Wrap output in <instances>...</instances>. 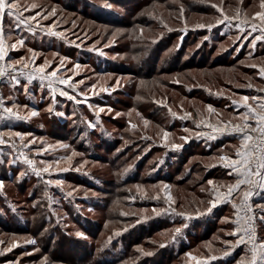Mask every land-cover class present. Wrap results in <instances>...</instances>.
I'll use <instances>...</instances> for the list:
<instances>
[{
  "label": "rangeland",
  "instance_id": "1",
  "mask_svg": "<svg viewBox=\"0 0 264 264\" xmlns=\"http://www.w3.org/2000/svg\"><path fill=\"white\" fill-rule=\"evenodd\" d=\"M18 2L22 12L38 7L23 12L36 16L26 24L7 10L2 21L16 69L4 106L19 118L4 113L0 123V264H238L250 255L241 231L232 234L242 192L216 200L238 178L220 157L236 159L241 141L216 129L241 122L242 97H264L259 22L256 31L217 24L211 5L234 17L238 0ZM259 4L243 0L239 19ZM254 201L259 216L264 191ZM206 211L212 220L200 227Z\"/></svg>",
  "mask_w": 264,
  "mask_h": 264
},
{
  "label": "snow or ice",
  "instance_id": "2",
  "mask_svg": "<svg viewBox=\"0 0 264 264\" xmlns=\"http://www.w3.org/2000/svg\"><path fill=\"white\" fill-rule=\"evenodd\" d=\"M238 3L241 5V7H238L235 11V16L231 17L228 16L224 8L222 6L218 5H211L213 8L217 9V11L220 13V17L217 18V24H224L227 21H231L233 19L239 20V23L246 24L250 23L252 31L257 30V21L260 25V31L264 33V0H260L259 8L260 11L256 12L251 19L249 20L245 14V19L240 20V16L242 13V5L243 0H238ZM107 7H110V5H106ZM38 6L36 4H32L30 7L25 6L23 9V12H30L33 9L37 8ZM21 6L18 2V0H0V61L5 60L6 57V49L4 47V30L2 26L3 17L5 15V12L7 10V15L9 17H14L15 20L18 22L17 26L19 24H26L28 20H35L36 16L32 15L27 17L26 19L23 18V12L20 10ZM54 14V10L53 13ZM46 18V17H45ZM199 27H205V25H198ZM207 27L210 29L213 27V25L209 24ZM239 27V24L237 25ZM261 36L255 37V40H260ZM17 43H19L21 46H23L24 41L18 40ZM31 51V50H30ZM35 55V53H33ZM47 63V62H46ZM255 67V65H252ZM12 71H15V65H10ZM38 73H44L45 68L43 66L38 67L36 69ZM260 73L264 75V67H261L259 69ZM8 74V71L5 67L0 66V78L4 77ZM52 77L56 76V72H52L50 74ZM46 76H40L41 80L46 79ZM13 80H16V77H12ZM33 79H35V76L29 75L28 80L31 82ZM19 83V81H16ZM60 83L62 84H69V81L66 79H61ZM50 86V85H49ZM70 86V85H69ZM60 95L68 96V93L61 91ZM69 99H72L71 96H68ZM242 104L241 107L247 109V111L241 113L238 116V119L241 121L240 123H237L232 126V131L236 134H238L239 139L241 141L239 148L237 149L235 155L236 159H232L227 156H221L220 159L224 161V166L227 168H234L235 172L238 174V178L236 179L234 184L227 185V191L223 195L220 193H217L216 200H221L222 198H230L233 197L236 193L242 192V203L239 207L236 208V215H237V221L236 223L239 225L241 219L244 220V223L248 225L247 227H244L242 230L243 232L248 234V241L251 243V248L248 250L250 252V255L246 254L245 256H242L240 260L238 261V264H264V240L257 242V236H256V229H255V223L257 219L264 223V205H257V207L260 209L259 216L256 215L254 209L252 208L250 204V197L253 195L254 190L259 188L260 190L264 191V97H248L244 96L241 98ZM249 100L253 101H259L258 104L255 106L250 105L248 103ZM16 107L13 105L12 107L4 106V101L2 98H0V108H2L4 113H7L9 116H15L16 118H19L18 113L13 111V108ZM103 111V109H101ZM208 111L210 113L214 112L215 110L209 106ZM36 112H32V115H36ZM208 127H212L211 124L208 125ZM227 125H225V128ZM225 129L217 128L216 131H224ZM185 131H188V129H185ZM15 136H19L23 140V135L21 133H14ZM165 136L168 135V133H164ZM3 133H0V144H4L5 141L2 138ZM75 155V153H73ZM29 165L33 164V161L27 160L26 161ZM50 167V166H49ZM34 171H36L34 169ZM43 172H48L49 168L45 167L42 169ZM37 176L40 175L39 171H36ZM229 175H232V172H229ZM209 184H213V181H209ZM0 188H3V182H0ZM158 198V197H157ZM171 199V198H169ZM212 206L215 207V202H211ZM234 207H236L234 205ZM210 210V209H209ZM251 213V215H247L246 217H241L240 213ZM177 232L180 231V229H176ZM241 231V228L238 227L236 232L232 233L234 235L239 234ZM32 243H35V241H31ZM243 240V237L237 242L239 243H247ZM190 255V254H189ZM225 256L230 255V252H225ZM195 259V257H193ZM211 259L215 260L216 257H211Z\"/></svg>",
  "mask_w": 264,
  "mask_h": 264
},
{
  "label": "built area",
  "instance_id": "3",
  "mask_svg": "<svg viewBox=\"0 0 264 264\" xmlns=\"http://www.w3.org/2000/svg\"><path fill=\"white\" fill-rule=\"evenodd\" d=\"M4 45H5V42H4ZM5 47V46H4ZM7 56V55H6ZM0 66H3V67H5L6 69H7V71H8V74L7 75H5L4 77H2V78H0V98H2L3 99V101H4V104H5V94H4V92H3V88H4V85H5V82H6V79L8 78V76H9V73H10V71H11V67H9L10 65H9V63H8V61H7V57H5V60H3V61H0ZM257 91H259V92H263L264 93V87L262 88V89H257ZM2 116H3V110H2V108H0V121H1V118H2ZM223 132H227V133H234L233 131H232V129H225ZM236 134V133H235ZM259 188H257V189H255L254 190V193H253V195L250 197V204H251V206H252V208L254 209V211H255V213H256V215L258 216V213H257V208H256V205H255V201H254V199H255V197L257 196V194L259 193ZM241 203H242V197L238 200V202H237V204H236V208L237 207H239L240 205H241ZM236 213V212H235ZM247 215H251V213H244V212H241L240 213V216L241 217H246ZM237 216V215H236ZM241 233H242V236L244 237V239H245V241L247 242L248 241V234L247 233H245V232H243V228L244 227H247L248 225H246L245 223H244V220L243 219H241ZM255 229H256V236H257V242H258V229H259V220L257 219V221H256V223H255ZM246 247L248 248V250L251 248V243L250 242H247L246 243Z\"/></svg>",
  "mask_w": 264,
  "mask_h": 264
},
{
  "label": "trees",
  "instance_id": "4",
  "mask_svg": "<svg viewBox=\"0 0 264 264\" xmlns=\"http://www.w3.org/2000/svg\"><path fill=\"white\" fill-rule=\"evenodd\" d=\"M7 55V54H6ZM7 57V56H6ZM3 92H4V88H3ZM4 94H5V92H4ZM3 114H4V112H3ZM1 123V122H0ZM231 136V135H230ZM234 138H236V137H231V138H227V139H225V140H229V139H234ZM223 139H221V141H222ZM224 140V141H225ZM230 141V140H229ZM193 142L195 143V144H198V141H195V140H193ZM233 177V175H229L228 177ZM238 176H235V178H237ZM212 210V209H211ZM210 210V211H211ZM208 212V211H206L205 213H207V214H205V213H203V214H205L204 215V217H205V220L201 223V224H199L198 226H200V225H202V226H206V222L205 221H207L208 222V224H210L209 222H211V220H212V218L210 217L211 216V212ZM203 214H201V215H199V216H194V217H192L191 219L192 220H194V221H199V219H202V218H199V217H202V215ZM199 218V219H198ZM207 218V219H206ZM196 223H198V222H196ZM196 223H194V225L196 224ZM201 227V226H200ZM261 227V225H260V221H259V228ZM195 229L194 228H192L191 229V235L190 236H194L195 235ZM164 243H167L166 241L164 242ZM161 246H163V245H161ZM169 251H171V250H173L172 248H171V246H169ZM105 250H103L102 252H104ZM94 252V251H93ZM171 253V252H170ZM169 252H168V254H167V262L169 261V262H171L172 261V256H171V254H170ZM108 257H110L106 252H104V253H102V255L99 257V258H101L100 260L102 261V263H104V262H108V260L111 262L112 260H111V257H110V259L108 258ZM157 261V260H156ZM165 261V260H164ZM163 261V262H164Z\"/></svg>",
  "mask_w": 264,
  "mask_h": 264
},
{
  "label": "crops",
  "instance_id": "5",
  "mask_svg": "<svg viewBox=\"0 0 264 264\" xmlns=\"http://www.w3.org/2000/svg\"><path fill=\"white\" fill-rule=\"evenodd\" d=\"M9 75H10V73H9ZM3 118H4V114H3V116H2V118H1V121L0 122H2L3 121ZM214 131V130H213ZM230 170L232 171L233 170V168H230ZM234 172V171H233ZM233 175L235 174V173H232Z\"/></svg>",
  "mask_w": 264,
  "mask_h": 264
}]
</instances>
